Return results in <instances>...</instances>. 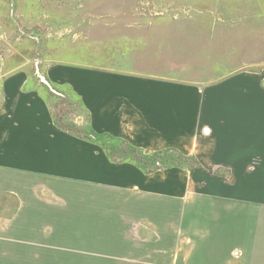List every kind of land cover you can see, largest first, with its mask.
I'll return each mask as SVG.
<instances>
[{"label":"rangeland","instance_id":"rangeland-1","mask_svg":"<svg viewBox=\"0 0 264 264\" xmlns=\"http://www.w3.org/2000/svg\"><path fill=\"white\" fill-rule=\"evenodd\" d=\"M20 64L29 80L40 82L53 96V111L61 123L81 134L87 133L82 127H88L89 114L56 79H71L68 70L85 75L136 72L197 82L204 88L251 73L261 78L264 89V0H0V98L3 79L19 71L12 67ZM41 75L56 81L52 88L58 93ZM87 151L103 157L102 173H109L112 165L103 148ZM198 160L194 170L179 169L185 173L176 184L181 199H149L143 217L148 227H138L137 209L121 205L125 190L88 186V194L102 196V218L78 230L73 226L79 222L71 221L70 241H81L79 229L94 232L100 240L96 249L108 255L136 252L140 259L134 264H193L196 251L205 247L209 256L220 258L211 264H252L254 245L261 242L264 251V162L260 157L233 165ZM139 231L150 242L126 244L131 237L140 242ZM30 233L33 237V229ZM5 251L11 256L19 250L7 243ZM22 252V264H33V252L39 264L43 257L45 264H62L55 259L61 253L45 255L28 247ZM102 258L85 263L126 264ZM69 261L81 262L71 252Z\"/></svg>","mask_w":264,"mask_h":264},{"label":"crops","instance_id":"crops-1","mask_svg":"<svg viewBox=\"0 0 264 264\" xmlns=\"http://www.w3.org/2000/svg\"><path fill=\"white\" fill-rule=\"evenodd\" d=\"M21 67L22 64L12 68ZM67 73L72 75L71 79L61 81L58 76L56 79L87 110L88 127L82 128L89 134H75L61 128L55 119L53 96L40 82L31 80V76L29 80L24 70L3 79L0 264H22L21 253L27 247L45 255L53 251L61 253L62 257L55 259L62 264H70V252L84 261L79 264L102 257L126 264L140 259L136 252L103 254L96 249L100 240L94 237V232L93 235L80 232L81 224L102 218V196L88 194L87 187L125 190L127 198L120 203L137 209L138 227L143 228L149 225L143 217L149 211L150 198H182V189L176 184L184 178L181 171L184 167H168L171 171L167 174L160 173V169L146 172L135 162L111 160L103 150L112 165L109 173L103 174L106 160L87 154V148L102 147L96 141L100 135L125 140L145 153L175 149L205 162L233 165L248 163L251 157H260L264 162V89L257 74H239L204 88L197 82L136 72L85 75L82 70L74 69ZM49 81L44 83L58 93L52 88L56 81ZM71 221L79 222L73 228H80L76 234L81 236V241H70L74 230ZM91 226L96 229L94 222ZM31 229L33 237L28 236ZM139 232L140 242L131 237L126 244L150 242L149 236ZM7 243L14 244L18 253L6 255ZM259 244L254 245L252 264H264V251ZM205 249L196 251L193 264H211L220 259L209 256L211 253ZM34 257L33 264H39ZM173 258L176 260V253ZM42 259L40 264H45V257Z\"/></svg>","mask_w":264,"mask_h":264},{"label":"trees","instance_id":"trees-1","mask_svg":"<svg viewBox=\"0 0 264 264\" xmlns=\"http://www.w3.org/2000/svg\"><path fill=\"white\" fill-rule=\"evenodd\" d=\"M55 114V112H54ZM55 119L59 126L63 129L69 130L73 133H79V130L75 131L71 127L61 123V120L57 118L55 114ZM83 134V133H82ZM87 138V135H84ZM112 138V137H111ZM96 141L102 146L105 153L113 161H132L136 164L142 166L146 172H153L161 167H184V168H194L200 165V162L195 156L183 155L175 149H165L161 151L154 152L153 154H147L144 151L136 148L124 141L120 144H114L111 139H101V137H96ZM192 161V164L185 163L186 161Z\"/></svg>","mask_w":264,"mask_h":264},{"label":"water","instance_id":"water-1","mask_svg":"<svg viewBox=\"0 0 264 264\" xmlns=\"http://www.w3.org/2000/svg\"><path fill=\"white\" fill-rule=\"evenodd\" d=\"M41 77V80L43 81V82H45V83H48V80H47V78H46V76H40Z\"/></svg>","mask_w":264,"mask_h":264}]
</instances>
